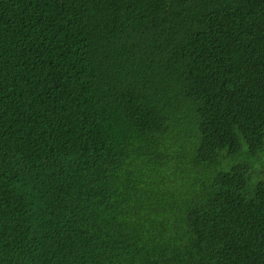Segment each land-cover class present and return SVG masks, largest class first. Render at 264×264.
<instances>
[{
  "label": "trees",
  "instance_id": "trees-1",
  "mask_svg": "<svg viewBox=\"0 0 264 264\" xmlns=\"http://www.w3.org/2000/svg\"><path fill=\"white\" fill-rule=\"evenodd\" d=\"M0 264H264V0H0Z\"/></svg>",
  "mask_w": 264,
  "mask_h": 264
}]
</instances>
